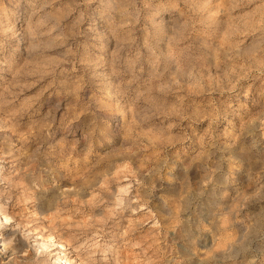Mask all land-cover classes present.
<instances>
[{
    "label": "rangeland",
    "instance_id": "obj_1",
    "mask_svg": "<svg viewBox=\"0 0 264 264\" xmlns=\"http://www.w3.org/2000/svg\"><path fill=\"white\" fill-rule=\"evenodd\" d=\"M0 264H264V0H0Z\"/></svg>",
    "mask_w": 264,
    "mask_h": 264
},
{
    "label": "bare ground",
    "instance_id": "obj_2",
    "mask_svg": "<svg viewBox=\"0 0 264 264\" xmlns=\"http://www.w3.org/2000/svg\"><path fill=\"white\" fill-rule=\"evenodd\" d=\"M8 217L7 214L5 213L4 209L2 207H0V222L4 223L8 221ZM6 238H0V247H2L3 249H7L9 247Z\"/></svg>",
    "mask_w": 264,
    "mask_h": 264
}]
</instances>
